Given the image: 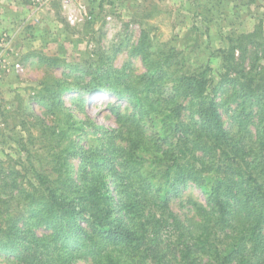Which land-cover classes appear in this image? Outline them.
I'll return each mask as SVG.
<instances>
[{"label":"trees","instance_id":"obj_1","mask_svg":"<svg viewBox=\"0 0 264 264\" xmlns=\"http://www.w3.org/2000/svg\"><path fill=\"white\" fill-rule=\"evenodd\" d=\"M260 26L221 50L220 85L212 88L206 66L176 77L169 94L159 91L165 73L142 29L133 54L142 56L148 82L139 90L129 79L103 86L135 113L118 114V128L105 133L99 149H86L62 129L54 132L50 169L40 155L31 172L23 164L25 173L16 165L5 171L0 159V250L7 263L264 264ZM45 97L51 108L54 94ZM222 105L231 112L230 128ZM85 124L69 126L82 133ZM68 157L81 159L79 170ZM188 182L207 199L189 198L193 215L180 219L171 201Z\"/></svg>","mask_w":264,"mask_h":264},{"label":"rangeland","instance_id":"obj_2","mask_svg":"<svg viewBox=\"0 0 264 264\" xmlns=\"http://www.w3.org/2000/svg\"><path fill=\"white\" fill-rule=\"evenodd\" d=\"M204 1L188 0V5H183L179 0H72L71 6L65 8L64 0H46L41 5L25 0L29 18L38 16L36 12L46 4H52L58 10L56 16L65 20L69 9L75 10L81 5L95 4L106 12L103 20L96 13L76 25L67 20L68 27L63 32L66 39L62 42L60 38L64 35L60 30L47 27L43 28L45 34L38 33L36 21L25 18L0 34V159L4 170L16 165L17 170L25 173V164L31 172V162L38 167V155L44 160L43 168L50 169V154L57 140L54 132L62 129H67V136L86 149H99L102 139H108L105 133L118 128V114L135 113L126 99H117L103 91V86H123V81L129 79L134 88H145L147 67L141 55L133 54L142 29L149 35L151 58L160 62L165 73L158 85L160 90L156 86L154 89L169 94L174 90L176 77L206 66L211 68L212 88L220 85L221 50L227 48L232 38L254 30L260 23L264 36V11L252 13V10L241 12L240 9L233 14L228 12L230 15L214 13L215 20L205 22L200 14L194 13L193 7L195 2L199 10H204ZM208 2L212 4L213 0ZM118 3L123 6L121 12L116 9L120 6ZM211 4L205 8L212 9ZM226 8L221 3L219 10L225 12ZM209 15L213 18V13ZM38 34H43L41 40ZM165 58L169 61L164 62ZM168 76L170 84L165 83ZM218 87V100L222 101L225 91ZM50 94H54L55 103L51 101L52 107L47 108L45 96ZM220 109L228 126L231 112L227 105ZM80 121H85L88 129L82 133L73 131L70 123ZM32 155L33 158H27ZM68 160L74 170L81 165L78 157H68ZM111 189L118 198L114 185ZM191 197L204 202L207 199L194 182L180 184L178 194L171 201V209L180 219L193 215L187 204ZM6 259L0 250V264H8Z\"/></svg>","mask_w":264,"mask_h":264},{"label":"crops","instance_id":"obj_3","mask_svg":"<svg viewBox=\"0 0 264 264\" xmlns=\"http://www.w3.org/2000/svg\"><path fill=\"white\" fill-rule=\"evenodd\" d=\"M179 1H181L183 5H188V0H179ZM208 1H211V0H205L203 2L204 10H199V6L196 5L195 2H193L194 4L193 7L195 8L194 13H196L197 16L198 14H200L199 17L205 20V22L207 20L208 21H212L213 19L215 20L216 14H223V13H228V12L230 14H233L234 11H237L240 9H241V12H245L246 9H249L250 11L252 10L251 11L252 13H258L259 11L261 12L264 11V7H263L264 0H213L212 4L209 3ZM221 3L223 4L224 8L226 5L228 6V9L226 8L225 12H224V9L219 10L221 7ZM210 4L212 6V9L205 8V6H209ZM118 5L120 4L118 3ZM86 6L88 7L89 12L93 16H96V14L100 15L103 20V17L105 14L104 12H106L105 9H100L95 4H88ZM115 8H113V10ZM28 9H29V6L25 5V0H24V3L21 0H0V34L3 32V30L13 29L15 25L19 23V20L21 18H25V19H28V21L30 20H32L33 22L36 21L37 26L35 29L38 30V33L40 32V33L45 34L46 30H44L43 28L49 27V28L56 29L57 31L60 30L59 31L60 34L64 35L63 38H60V42L66 39V36H65L66 34L63 32H66L65 29L68 27L67 20H65L61 16H58V17L56 16V12L58 14V10L52 4L43 5V7L39 9V12H36V14H39V15L38 16L34 15L31 18L28 17V12H29ZM116 9H119L118 12H121V10L123 9V6L120 5ZM187 9H183V10L187 11ZM209 13H211V15L213 13V18L209 15ZM229 13L228 15H230ZM97 25L98 24L96 23L94 26H97ZM42 35L43 34L41 35L38 34V38H40L39 40L42 39Z\"/></svg>","mask_w":264,"mask_h":264},{"label":"built area","instance_id":"obj_4","mask_svg":"<svg viewBox=\"0 0 264 264\" xmlns=\"http://www.w3.org/2000/svg\"><path fill=\"white\" fill-rule=\"evenodd\" d=\"M46 0H33L34 3L36 4H44ZM72 0H64V7H70ZM92 18L91 13L88 10V7L86 5H81L78 6L75 10L69 9L67 13V20L70 24L76 25L79 24L80 22L89 20ZM108 19H111L109 16ZM20 64H17V67H19ZM6 67V66H4Z\"/></svg>","mask_w":264,"mask_h":264}]
</instances>
